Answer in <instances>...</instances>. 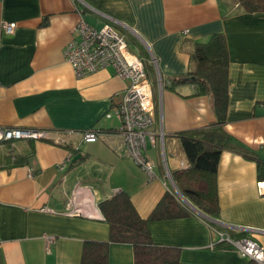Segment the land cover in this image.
I'll return each mask as SVG.
<instances>
[{
  "label": "crops",
  "instance_id": "0c3cea01",
  "mask_svg": "<svg viewBox=\"0 0 264 264\" xmlns=\"http://www.w3.org/2000/svg\"><path fill=\"white\" fill-rule=\"evenodd\" d=\"M81 16L95 27L110 22L144 61L152 178L124 151L118 119L104 116L130 81L112 68L76 78L65 63ZM4 22L17 24L12 34L2 33ZM215 32L229 50L224 128L253 158L222 151L216 217L153 220L149 229L189 264H245L235 248L216 245L219 232L264 247V12H246L237 0H0V127L45 132L0 142V264H80L86 242H108L99 203L116 192L125 191L142 218L167 191L184 201L172 178L189 167L177 134L217 118L208 96L172 79L191 69L195 44ZM92 129L101 138L82 141ZM107 248L108 264H133L131 245Z\"/></svg>",
  "mask_w": 264,
  "mask_h": 264
},
{
  "label": "trees",
  "instance_id": "16d2710c",
  "mask_svg": "<svg viewBox=\"0 0 264 264\" xmlns=\"http://www.w3.org/2000/svg\"><path fill=\"white\" fill-rule=\"evenodd\" d=\"M237 2L246 12H264V0ZM190 57L191 69L185 75L173 78L172 83H190L195 87V94L208 96L217 119L204 128L177 134L189 167L172 173V178L188 203L167 191L148 217L142 218L130 196L125 191L116 192L99 203L103 220L109 226L108 242H86L80 264H108L109 243L131 245L133 264H189L181 260L179 246L154 242L149 222L197 217L195 209L216 217L219 211L216 173L222 151H238L245 157L253 158L252 150L240 144L224 128L228 105L229 62L225 34L215 32L207 40L197 42ZM259 177H264L261 170ZM216 245L231 248L225 242H218ZM245 260V264H259L250 258Z\"/></svg>",
  "mask_w": 264,
  "mask_h": 264
},
{
  "label": "built area",
  "instance_id": "2783aa9c",
  "mask_svg": "<svg viewBox=\"0 0 264 264\" xmlns=\"http://www.w3.org/2000/svg\"><path fill=\"white\" fill-rule=\"evenodd\" d=\"M16 27L15 22H4L1 30L4 34H12ZM63 54L65 63L70 66L76 78L112 68L119 77L130 81L121 102L104 116L109 118L113 115L118 119V133L124 151L152 178L153 164L145 157L144 149L148 138L152 142L155 139L154 133L150 131L154 124V105L144 61L130 51L124 37L110 22L95 27L83 16L74 27V37L65 46ZM43 136L45 132L0 127V142L20 138L38 139ZM99 138L101 133L94 129L82 133L84 142H94ZM218 236V242L230 244L244 258L264 264V247L256 240L248 237L233 239L222 232ZM52 241V237H47V243Z\"/></svg>",
  "mask_w": 264,
  "mask_h": 264
},
{
  "label": "water",
  "instance_id": "95a60500",
  "mask_svg": "<svg viewBox=\"0 0 264 264\" xmlns=\"http://www.w3.org/2000/svg\"><path fill=\"white\" fill-rule=\"evenodd\" d=\"M39 139V138H38ZM80 155L81 154H77V155H75L73 158H72V161L74 162L76 159H78L79 157H80ZM181 197L184 199V201H186L187 203H188V201L182 196V194H181ZM196 210V212L198 213V214H200L201 216H203V217H206L204 214H202L200 211H198L197 209H195Z\"/></svg>",
  "mask_w": 264,
  "mask_h": 264
},
{
  "label": "rangeland",
  "instance_id": "374dc122",
  "mask_svg": "<svg viewBox=\"0 0 264 264\" xmlns=\"http://www.w3.org/2000/svg\"><path fill=\"white\" fill-rule=\"evenodd\" d=\"M131 49L135 52V50H134V48L133 47H131ZM136 53V52H135Z\"/></svg>",
  "mask_w": 264,
  "mask_h": 264
}]
</instances>
